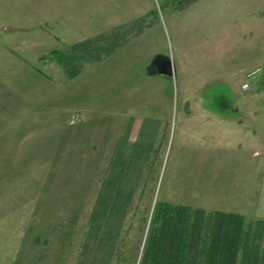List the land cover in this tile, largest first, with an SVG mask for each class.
<instances>
[{
  "label": "rangeland",
  "instance_id": "obj_1",
  "mask_svg": "<svg viewBox=\"0 0 264 264\" xmlns=\"http://www.w3.org/2000/svg\"><path fill=\"white\" fill-rule=\"evenodd\" d=\"M160 203L264 251V0H0V264H139Z\"/></svg>",
  "mask_w": 264,
  "mask_h": 264
},
{
  "label": "trees",
  "instance_id": "obj_2",
  "mask_svg": "<svg viewBox=\"0 0 264 264\" xmlns=\"http://www.w3.org/2000/svg\"><path fill=\"white\" fill-rule=\"evenodd\" d=\"M139 264H264L261 236L238 213L160 203Z\"/></svg>",
  "mask_w": 264,
  "mask_h": 264
},
{
  "label": "water",
  "instance_id": "obj_3",
  "mask_svg": "<svg viewBox=\"0 0 264 264\" xmlns=\"http://www.w3.org/2000/svg\"><path fill=\"white\" fill-rule=\"evenodd\" d=\"M159 63L162 65V70L161 72L164 74V75H169L171 76L172 75V65L170 63V60L167 61V60H158Z\"/></svg>",
  "mask_w": 264,
  "mask_h": 264
},
{
  "label": "flooded vegetation",
  "instance_id": "obj_4",
  "mask_svg": "<svg viewBox=\"0 0 264 264\" xmlns=\"http://www.w3.org/2000/svg\"><path fill=\"white\" fill-rule=\"evenodd\" d=\"M172 1H174V2H176V3L181 2V0H172Z\"/></svg>",
  "mask_w": 264,
  "mask_h": 264
},
{
  "label": "crops",
  "instance_id": "obj_5",
  "mask_svg": "<svg viewBox=\"0 0 264 264\" xmlns=\"http://www.w3.org/2000/svg\"><path fill=\"white\" fill-rule=\"evenodd\" d=\"M154 64H155V62L153 63V69H155V68H157L156 66L154 67ZM159 66V65H158ZM241 214V213H240Z\"/></svg>",
  "mask_w": 264,
  "mask_h": 264
}]
</instances>
